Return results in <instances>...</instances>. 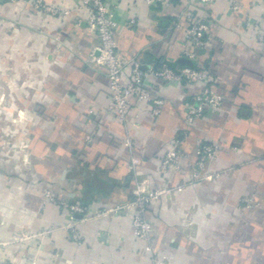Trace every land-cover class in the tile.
<instances>
[{"label": "crops", "instance_id": "0c3cea01", "mask_svg": "<svg viewBox=\"0 0 264 264\" xmlns=\"http://www.w3.org/2000/svg\"><path fill=\"white\" fill-rule=\"evenodd\" d=\"M44 1L67 14L43 17L23 3L0 0V84L9 102L0 112L23 115L20 139L12 146L0 140V264H153L144 241L133 235L130 213H97L131 197V154L140 159L136 173L159 187L160 158L175 138L186 156L180 170L166 171L168 186L189 176L199 138L219 145L207 168L220 175L148 206L157 255H166L167 264H264V53L248 26L264 27V0H235L237 11L229 9L231 0L206 7L175 0L160 10L142 0H107L125 58H138L145 69H207L213 88L226 97L220 110L186 128L183 103L201 85L162 86L161 114H143L139 127L129 129L131 151L121 124L106 111L105 68L85 61L99 40L76 9L80 0ZM188 9L204 16L205 49L184 42L172 27L185 23ZM146 83L151 86L149 77ZM46 189L83 204L89 218L72 224L59 205L42 203ZM249 193L251 209L239 202Z\"/></svg>", "mask_w": 264, "mask_h": 264}, {"label": "built area", "instance_id": "2783aa9c", "mask_svg": "<svg viewBox=\"0 0 264 264\" xmlns=\"http://www.w3.org/2000/svg\"><path fill=\"white\" fill-rule=\"evenodd\" d=\"M7 3H23L28 9L39 13L43 17H63L67 11L57 6L46 4L44 0H5ZM147 6L162 9L170 6L175 0H142ZM194 3L206 7L217 0H193ZM240 3L231 0L228 7L231 11H237ZM85 14V26L94 31L99 43L89 53L85 60L89 64H96L105 68L108 80L109 101L106 111L112 113L124 130L123 144L132 150L133 138L129 134L130 128H138V118L145 114L150 118H157L165 102L163 96L158 93L162 86L182 84L187 87L201 85L200 88L183 103V121L186 128L192 127L196 120L206 114H212L221 109L226 97L213 88L214 78L204 68L182 66L172 68L165 64L159 67L149 65L143 68L140 60L136 57L125 58L117 50L114 40L115 21L113 12L107 0H80L76 8ZM188 9L185 23L173 22L172 27L181 30L182 39L198 50L205 49L210 40L204 16L200 13L192 14ZM135 23L134 18L128 20V24ZM252 29V38L256 41L264 53V27L257 22H248ZM187 57H193L194 53L183 51ZM150 78V85L146 78ZM138 107L136 108V106ZM219 145L215 142L209 143L204 138L197 139L194 148V161L191 165L190 174L178 184L170 187L167 185L165 173L169 169L180 170L181 161L186 156L181 149L177 138L171 141L170 148L160 158L159 171L162 174V183L159 187L151 188L150 182L145 177L136 173L140 159L130 155L127 167L134 179V187L131 197L113 207L100 211L97 215H106L109 212H125L131 215L133 235L144 241V250L153 260V264H167L166 255L158 256L152 246L151 229L152 223L146 217L148 206L161 196H168L173 190L180 191L184 186L200 180H212L220 175L219 171L210 170L208 164L217 158ZM42 203H52L63 208L71 223L85 221L89 218L87 208L79 203L67 199H59L46 189L42 195ZM242 207L251 209L255 206L254 194L249 193L239 200ZM72 237L78 240L80 237L77 229H72Z\"/></svg>", "mask_w": 264, "mask_h": 264}, {"label": "rangeland", "instance_id": "374dc122", "mask_svg": "<svg viewBox=\"0 0 264 264\" xmlns=\"http://www.w3.org/2000/svg\"><path fill=\"white\" fill-rule=\"evenodd\" d=\"M2 93H4V85L0 84V109L3 107L8 108L9 102L4 94L2 95ZM22 121L23 115L15 113L3 114L0 112V140L4 141V146H12L13 142L15 143L18 139H20L21 132H19V125L22 123ZM5 142L8 143L4 144Z\"/></svg>", "mask_w": 264, "mask_h": 264}, {"label": "trees", "instance_id": "16d2710c", "mask_svg": "<svg viewBox=\"0 0 264 264\" xmlns=\"http://www.w3.org/2000/svg\"><path fill=\"white\" fill-rule=\"evenodd\" d=\"M193 15H195V13L192 12Z\"/></svg>", "mask_w": 264, "mask_h": 264}]
</instances>
